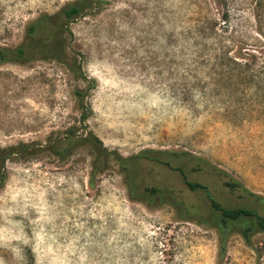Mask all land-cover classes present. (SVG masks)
Wrapping results in <instances>:
<instances>
[{
	"label": "rangeland",
	"instance_id": "1",
	"mask_svg": "<svg viewBox=\"0 0 264 264\" xmlns=\"http://www.w3.org/2000/svg\"><path fill=\"white\" fill-rule=\"evenodd\" d=\"M76 1L0 0V46L61 22L66 54L0 64V146L44 147L6 163L0 264H264V231L204 222L205 191L175 169L224 207L262 211L191 156L264 195V0H97L66 21ZM221 47L257 55L249 79L221 73ZM72 132L130 158L131 177L112 159L93 176L86 142L47 149ZM146 149L175 154L136 158Z\"/></svg>",
	"mask_w": 264,
	"mask_h": 264
},
{
	"label": "trees",
	"instance_id": "2",
	"mask_svg": "<svg viewBox=\"0 0 264 264\" xmlns=\"http://www.w3.org/2000/svg\"><path fill=\"white\" fill-rule=\"evenodd\" d=\"M96 1L97 0H77L76 2L68 4L65 8H63L60 14L63 16V18H65L66 21H71L76 17L86 15L88 11H90L91 8L96 4ZM60 26H62L61 22L57 24L56 29H47L48 35L46 37L41 35L32 36L27 42L15 47L0 46V64L7 62L25 63L35 58L48 60L61 59L66 55L64 48L59 42L53 40L55 37L53 32L58 31ZM31 29H34V27H31ZM50 37L52 38L51 41L47 42ZM199 51L201 50L199 49ZM215 55L216 58H219V63L224 64V67H222L221 69V73L223 74L239 78L242 77L243 79H249L245 75V73L254 71L249 63V59L250 57H257V55L249 49H246L244 54L241 51H238L235 55L232 56L229 51L221 47L220 51ZM200 56V54H196V57ZM81 93L82 92L80 91H76V94L79 97H83V93ZM86 117L87 113H84L82 115V118L84 119ZM84 142L89 144L92 153L93 176L96 172L104 171L107 167L108 162L112 159L120 162L125 174L128 177H131V168L129 166L130 158H125L116 151L107 149L103 145L102 141L97 136L92 134V132H89L84 137H80L78 136V134L72 132L61 141L60 146L59 143L55 141L51 143L47 149L52 150L57 155L64 156L70 153L71 146H79ZM62 144L65 146L62 147ZM35 145V143H19L17 145H10L6 147L0 146V187L3 185L6 178L7 161L14 157L30 155L35 153V151L39 149H44V147ZM165 154L175 153L169 151H155L146 149L136 155V158L145 157L150 160L161 161V156ZM184 154L190 156V154L187 152H184ZM191 157H193V159L197 162L203 163L205 167L212 169L219 177L223 179L224 185L226 187H229L232 190L242 191L248 197L259 202L262 206V211L254 208L224 207L216 199H214L205 185L198 182L189 181L186 178L184 171L179 167H175V169H177L181 173L186 185L190 189L201 188L205 191L211 208L216 212L217 218L213 216L211 217L212 220H205L204 222L208 223L210 221H214L221 231L234 226L240 229L241 234L247 240L249 239L252 232L264 231V195L252 192L241 181L231 176L226 170L211 164L206 159L196 156ZM164 163L169 165L168 161H165ZM145 192H149L150 196L154 197L158 195L159 189L156 187L146 188Z\"/></svg>",
	"mask_w": 264,
	"mask_h": 264
}]
</instances>
